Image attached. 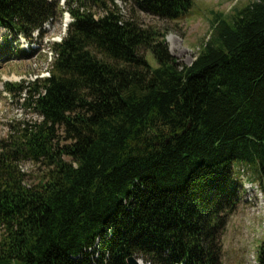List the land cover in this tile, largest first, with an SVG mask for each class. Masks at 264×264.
<instances>
[{"label":"trees","instance_id":"16d2710c","mask_svg":"<svg viewBox=\"0 0 264 264\" xmlns=\"http://www.w3.org/2000/svg\"><path fill=\"white\" fill-rule=\"evenodd\" d=\"M129 1L169 21L191 5ZM64 4L0 0V29L26 39L70 18L46 76L3 83L37 121L0 140V264H220L235 162L255 166L264 193V0L216 14L189 65L133 14ZM25 162L39 165L30 183Z\"/></svg>","mask_w":264,"mask_h":264},{"label":"rangeland","instance_id":"374dc122","mask_svg":"<svg viewBox=\"0 0 264 264\" xmlns=\"http://www.w3.org/2000/svg\"><path fill=\"white\" fill-rule=\"evenodd\" d=\"M103 1L110 7H117L125 18L133 14L143 27H152L162 33L170 54L181 65H189L207 40L214 16H226L233 7H242L253 0H191L188 11L174 21L133 13L129 0ZM64 2L58 0V5L64 8ZM90 11L94 18L104 14L97 6H91ZM69 21V15L64 11L57 20L46 22L41 31H34L29 39L0 29V140L5 139L11 126L18 122L37 121V116L23 106L22 95L18 97L6 93L3 83L32 81L46 76L52 57L49 45L64 36ZM145 58L150 65H155L150 52L145 53ZM241 165L244 172L239 176V201L235 209L226 215L225 227L219 238L220 264H257V251L264 241V193L256 180L255 166L234 163L235 169ZM38 168L39 165L29 162L21 164V170L28 175L27 183L37 174ZM136 261L145 264L141 258Z\"/></svg>","mask_w":264,"mask_h":264},{"label":"water","instance_id":"95a60500","mask_svg":"<svg viewBox=\"0 0 264 264\" xmlns=\"http://www.w3.org/2000/svg\"><path fill=\"white\" fill-rule=\"evenodd\" d=\"M126 264H137V261L134 257L129 256L126 258Z\"/></svg>","mask_w":264,"mask_h":264},{"label":"built area","instance_id":"2783aa9c","mask_svg":"<svg viewBox=\"0 0 264 264\" xmlns=\"http://www.w3.org/2000/svg\"><path fill=\"white\" fill-rule=\"evenodd\" d=\"M236 170H237L238 175L241 177L242 174H243V172H244V167L241 165V166L237 167ZM243 183H244V182H243ZM242 185H243V184H242ZM242 188H244V187H242ZM245 191L247 192L246 189H245Z\"/></svg>","mask_w":264,"mask_h":264},{"label":"bare ground","instance_id":"6f19581e","mask_svg":"<svg viewBox=\"0 0 264 264\" xmlns=\"http://www.w3.org/2000/svg\"><path fill=\"white\" fill-rule=\"evenodd\" d=\"M171 41H172V38H171L170 42H171ZM170 50L173 51L171 47H170ZM137 264H142V262L139 261V262H137Z\"/></svg>","mask_w":264,"mask_h":264}]
</instances>
